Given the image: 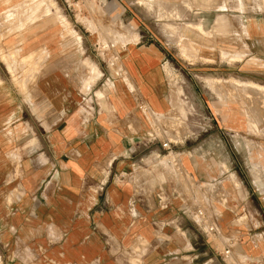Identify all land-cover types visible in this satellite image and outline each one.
<instances>
[{"label":"crops","instance_id":"obj_1","mask_svg":"<svg viewBox=\"0 0 264 264\" xmlns=\"http://www.w3.org/2000/svg\"><path fill=\"white\" fill-rule=\"evenodd\" d=\"M2 24L0 264H229L221 241L239 263L264 264V157H241L264 140L250 133L243 145L235 119L213 127L201 156L164 148L148 132L171 110L163 46L122 33L121 45L95 47L47 14L15 35ZM197 206L219 239L195 221Z\"/></svg>","mask_w":264,"mask_h":264},{"label":"rangeland","instance_id":"obj_2","mask_svg":"<svg viewBox=\"0 0 264 264\" xmlns=\"http://www.w3.org/2000/svg\"><path fill=\"white\" fill-rule=\"evenodd\" d=\"M1 4V16L13 20L7 23L0 17L6 26L3 37L23 32V23L29 26L47 14L56 16L67 33L85 30L95 47L118 46L132 35L137 36L132 38L137 39L136 43L163 46L171 110L156 116V121L151 119L148 132L176 143L178 148L188 144L199 148L197 155L201 156L203 142L218 136L213 127H231L235 119L248 133L239 135L243 145L249 147L250 133L264 140V91L243 93L231 86L232 78L243 82L257 79L264 85V0H2ZM37 9L44 13L39 14ZM122 33H128V39H123ZM76 44L81 45V38H76ZM222 50L228 53L224 55ZM12 55L16 61H26ZM234 55L238 57L233 59ZM91 56L100 62L105 55ZM91 68L94 70V66ZM234 113L240 117H224ZM221 137L233 145L228 133ZM256 152L259 158L264 157L260 146L252 151L243 149L241 157L248 158Z\"/></svg>","mask_w":264,"mask_h":264},{"label":"built area","instance_id":"obj_3","mask_svg":"<svg viewBox=\"0 0 264 264\" xmlns=\"http://www.w3.org/2000/svg\"><path fill=\"white\" fill-rule=\"evenodd\" d=\"M170 141H165L163 142V147L170 149ZM194 219L198 224H205V231L208 235L212 237V239H219L220 238V232L218 230V226L216 223H209L207 221L206 215L202 208L199 206L196 207V210L194 211ZM215 249L218 251V253L225 257V258H230L232 261L229 264H241L238 261H236L233 258V252L229 246H227L225 243L221 241L220 244H216ZM253 264L258 263L257 261L253 260L251 261Z\"/></svg>","mask_w":264,"mask_h":264},{"label":"bare ground","instance_id":"obj_4","mask_svg":"<svg viewBox=\"0 0 264 264\" xmlns=\"http://www.w3.org/2000/svg\"><path fill=\"white\" fill-rule=\"evenodd\" d=\"M23 2V1H22ZM37 2H39V1H37ZM43 3V2H42ZM24 4V3H23ZM22 4V5H23ZM35 4V3H34ZM36 4H38V3H36ZM27 5V4H26ZM43 5H44V3H43ZM18 6V5H17ZM21 6V5H20ZM30 6V5H29ZM13 7V6H12ZM50 7V6H49ZM49 7H48V9H49ZM52 7V6H51ZM22 8V7H21ZM24 8V7H23ZM45 8V7H44ZM12 9V8H11ZM16 9H18V8H16ZM46 9V8H45ZM13 10V9H12ZM12 10H11V12H12ZM14 10H15V8H14ZM21 11L20 12H22V9H20ZM25 10V9H24ZM30 10V9H29ZM5 11V10H4ZM7 11H9V10H7ZM19 11V10H18ZM36 11V10H35ZM43 11V10H42ZM52 11H54L55 12V10H52ZM26 12V11H25ZM46 12H48V11H46ZM5 13V12H4ZM7 13V12H6ZM5 13V14H6ZM16 13V12H15ZM15 13H11V14H15ZM56 13V12H55ZM61 14V13H60ZM7 15H8V13H7ZM16 15V14H15ZM19 15V14H18ZM36 15V14H35ZM25 16H27V15H25ZM32 16V15H31ZM33 16H34V13H33ZM32 16V17H33ZM40 16V15H39ZM0 17H2V19H4L3 17L4 16H1L0 15ZM8 17V16H7ZM5 18V19H7L6 21H7V23H8V21H10V20H8V18ZM16 17H18V16H16ZM31 17V18H32ZM35 18H37L36 16H35ZM34 18V19H35ZM46 18V17H45ZM48 18V17H47ZM2 19L0 18V20L2 21ZM5 19L3 20V22L5 21ZM9 19H11V17L9 18ZM16 19V18H15ZM63 19V18H62ZM59 20V19H58ZM13 20H11L9 23H11ZM17 21L19 22V20L17 19ZM17 21H16V23H17ZM62 21H64V19L62 20ZM28 23H30V22H28ZM15 24V23H14ZM26 24V23H25ZM13 25V24H12ZM66 25V24H65ZM11 26V25H10ZM16 26V25H15ZM23 26L25 27V25H24V23H23ZM37 26V25H36ZM200 26V30L201 31H203L202 30V26L201 25H199ZM2 27H3V24H2ZM1 27V28H2ZM6 27V26H5ZM4 27V28H5ZM9 27V26H8ZM19 27H20V25H19ZM10 28V27H9ZM9 28H8V30H9ZM21 28V27H20ZM23 28V27H22ZM21 28V29H22ZM16 29V28H15ZM19 29V28H18ZM3 30H5V29H3ZM7 30V29H6ZM67 30V29H66ZM30 31V30H29ZM35 31V30H34ZM53 31H55V30H53ZM9 32H10V30H9ZM51 32V31H50ZM49 32V33H50ZM11 33V32H10ZM67 33V32H66ZM4 34V33H3ZM6 34V33H5ZM44 35V34H43ZM63 36V35H62ZM63 37H65V35L63 36ZM211 40V39H210ZM1 46H2V44H1ZM0 46V47H1ZM12 47V46H11ZM10 47V48H11ZM20 47H18V49H19ZM18 49H15V50H18ZM223 51V50H222ZM3 52V51H2ZM7 52V51H6ZM13 52L14 53H16V51H14V49H13ZM224 52V55H226V53H228L227 51L225 52V51H223ZM10 52H8L7 54H9ZM18 54V53H17ZM42 54V53H41ZM6 55V54H5ZM5 55H3V57H5ZM10 55V54H9ZM13 56V55H12ZM18 56V55H17ZM10 57V56H9ZM15 57V56H14ZM232 57V56H231ZM236 57H238V55H234L232 58L233 59H236ZM42 58V57H41ZM203 58V57H202ZM16 59V58H15ZM15 59H13L12 58V60H13V62H14V60ZM211 60V59H210ZM44 61V60H43ZM12 62V63H13ZM29 62V61H28ZM42 62V61H41ZM11 63V64H12ZM85 63V62H84ZM11 64H10V66H11ZM15 64V63H14ZM36 64V63H35ZM25 65V64H24ZM13 66V65H12ZM12 66H11V68H12ZM39 66V65H38ZM30 67H32V66H30ZM14 68V67H13ZM38 68H40V67H38ZM76 68V67H75ZM15 70V69H14ZM14 70H12V71H14ZM21 70V69H20ZM77 70V69H76ZM22 71V70H21ZM38 71V70H37ZM15 73V72H14ZM22 73V72H21ZM37 74V73H36ZM21 76V75H20ZM37 77V76H36ZM19 78V77H18ZM23 78V77H22ZM231 83H232V85L231 86H233L235 89L237 88V89H240V90H242V91H246V90H249V93H251L252 91H255V90H260V91H264V85H261V84H258V83H256V82H253V81H245V82H243V81H241V80H239V79H236V78H232V81H231ZM32 86V85H31ZM229 86V85H228ZM230 86V87H231ZM232 87V88H233ZM219 88H220V86H219ZM234 89V90H235ZM222 90V89H221ZM225 90V89H224ZM234 90H232V91H234ZM236 91V90H235ZM245 91L243 92V93H245ZM251 91V92H250ZM238 92V91H237ZM247 92V91H246ZM236 93V92H235ZM234 93V94H235ZM237 94V96L238 95H240V94H238V93H236ZM230 96H231V94H229ZM245 95V94H244ZM235 96V95H234ZM225 97V96H224ZM232 97V96H231ZM227 98V97H226ZM233 98V97H232ZM235 98H236V96H235ZM238 98H239V96H238ZM244 98V97H243ZM251 106H253V105H251ZM249 112V111H248ZM261 112V111H260ZM250 113V112H249ZM251 114H253L252 112H251ZM254 116V115H253ZM252 116V117H253ZM255 118V117H254ZM261 118V117H260ZM258 178V177H257Z\"/></svg>","mask_w":264,"mask_h":264}]
</instances>
